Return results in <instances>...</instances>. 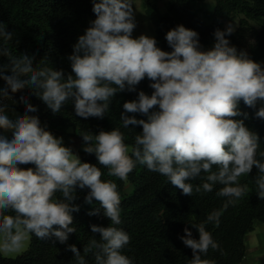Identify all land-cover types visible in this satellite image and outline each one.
<instances>
[{
    "label": "clouds",
    "instance_id": "clouds-1",
    "mask_svg": "<svg viewBox=\"0 0 264 264\" xmlns=\"http://www.w3.org/2000/svg\"><path fill=\"white\" fill-rule=\"evenodd\" d=\"M92 3L96 18L68 57L71 74L51 67L36 69L29 55L12 57L0 47V55L9 57V64H0V79L7 84L0 88V251H19L31 234L65 243L76 232L70 225L72 214L80 211L75 203L78 188L88 190L86 204L95 201L100 205L88 215H97L102 209L111 222L107 227L91 225L99 239L93 236L84 254L92 253L94 264H133L122 251L130 236L117 227L121 224L117 184L102 180L100 167L82 162L65 146L63 137L54 136L41 126L38 116L29 115L38 109L25 97H20L25 113L15 119L6 114L2 101L12 98L8 89L16 93L28 88L53 114L71 100L77 116L102 119L117 93L136 92L147 78L151 95L139 91L136 99L123 103L120 117L124 128H142L134 144H126L124 133L113 128L96 135L83 133V151L95 154L98 164L108 169L107 175L122 181L140 164L165 176L186 196L212 192L215 185H222L216 193L228 198L222 207L205 221L192 224L199 238H193L187 227L180 237L192 250L188 264H215L202 258L209 249L220 250L206 225L218 226L223 212L250 191L239 178L254 167L259 173L255 178L257 196L264 199V162L256 158L259 136L244 120L235 119L247 118L238 108L240 101L249 108L260 103L255 115L264 119V67L246 51L230 45L226 36L234 32L231 24L223 31L215 30V43L209 50L202 49L195 30L178 25L167 31L171 51H164L154 37H133L137 24L132 0ZM0 38L13 39L2 22ZM137 114L146 119H138ZM5 132H11V139ZM260 155L264 157V152ZM28 164L34 167H19ZM197 179L202 182L191 183ZM68 250L76 264H86L75 245Z\"/></svg>",
    "mask_w": 264,
    "mask_h": 264
},
{
    "label": "trees",
    "instance_id": "trees-1",
    "mask_svg": "<svg viewBox=\"0 0 264 264\" xmlns=\"http://www.w3.org/2000/svg\"><path fill=\"white\" fill-rule=\"evenodd\" d=\"M163 0H145L144 8L155 26L157 46L164 51H171L165 39L167 31L178 25L195 30L199 34L202 49L215 42L214 32L225 30L227 24L237 28L226 38L231 46L238 51H246L251 59L258 62L264 59V0H215L211 23H206L194 9V4L204 0H169V9L162 13L159 3ZM92 0H0V22L6 31L13 33V39L4 41L0 38V47L7 49L12 57L27 54L33 58V67H51L63 70L65 75L71 74V63L68 57L73 52V46L78 37L83 35L96 17L92 11ZM0 64H9V57L0 55ZM11 75L10 71L5 72ZM147 78L138 86L136 92H120L112 99L109 111L101 118L89 117L84 119L75 114L71 100L67 101L61 110L53 114L50 109L28 88L12 93L17 101L16 110L25 113V102L37 107L35 113L39 117L41 126L52 132L56 137H71L83 143L82 134L90 132L93 135L101 130L111 131L119 128L125 136V143L134 144V137L142 131L140 126L123 127L120 119L125 101L137 98L139 91L151 95L153 89L149 87ZM0 86L7 88L4 80L0 79ZM247 107L240 101L238 108L241 113H247L235 119L244 120L245 126L259 136V147L256 158L264 162L260 155L264 152V119L257 118L255 113L259 109ZM137 118L146 119L137 114ZM73 129V131H69ZM11 139V135L8 137ZM67 144V143H66ZM71 147V146H70ZM82 162L96 164L103 173L101 179L112 180L117 184L121 203V224L130 236V242L122 250L133 264H188L192 259V250L186 247L182 240L184 229L187 227L198 239L199 234L192 224H199L206 220L214 210H219L226 197L216 195L222 185H215L212 192L193 193L186 196L182 191L171 185L161 174L149 171L145 165L137 164L128 175L127 180L109 177L108 169L99 165L95 154H87L74 149ZM22 168L34 165H19ZM213 170L215 166H213ZM258 170L254 167L250 174L239 178L240 183L247 184L250 191L240 198L234 205H230L220 217L219 225L208 223L206 230L212 233L213 239L220 245V250L209 249L203 259H211L215 264H241L246 257V237L255 229L256 222L264 223V199L257 196L255 178ZM203 175V174H202ZM197 179L191 183L200 184ZM131 190H127V185ZM88 190L77 188L76 204L80 211L73 213L75 233L69 234L68 240L61 244L55 237L38 239L31 234L30 246L23 253L9 257L0 251V264H76L74 254L68 250L69 245H75L85 256L86 264H94L92 253L84 254L83 249L99 233H92L91 225L107 227L110 220L104 216L101 209L97 215H88L100 205L86 204L84 197ZM59 196V194H57ZM14 215V213H9ZM55 227V226H54Z\"/></svg>",
    "mask_w": 264,
    "mask_h": 264
},
{
    "label": "rangeland",
    "instance_id": "rangeland-1",
    "mask_svg": "<svg viewBox=\"0 0 264 264\" xmlns=\"http://www.w3.org/2000/svg\"><path fill=\"white\" fill-rule=\"evenodd\" d=\"M144 2H145L144 0H132L133 10H134V15H135V21H136V24H137V27L135 28V30L133 32V37L134 38L140 36L141 34H145V35H148L150 37H155L156 36L155 26H154L153 22L151 21V19L148 17V15L145 12V8H144V5H143ZM200 8H203V11H200ZM214 8H215V0H204L200 4H197V5L194 6V9L200 14V16L205 20L206 23H211ZM163 13H165V11H163ZM227 25H229V24H227ZM233 28L234 29L237 28V23L233 26ZM213 46H214V44H211V45L207 46L205 48V50H209ZM258 63H260L262 65V67H264V59L258 61ZM258 105L261 106L260 103H258ZM11 108H12V106H11ZM17 116H15V118ZM69 131H73V129H70ZM4 135H6L7 137L10 136V134H4ZM64 144H65V146H68V147L71 146L73 152H74V149L83 151V147L85 146L83 143L75 141L71 137H67L65 139V143ZM127 190L128 191L131 190V186L129 184L127 185ZM30 240H31V237L25 242L24 247H22L19 251L12 252V253H4V252H2L3 255L9 256V257H15V256L23 253L25 250H27L29 248Z\"/></svg>",
    "mask_w": 264,
    "mask_h": 264
},
{
    "label": "crops",
    "instance_id": "crops-1",
    "mask_svg": "<svg viewBox=\"0 0 264 264\" xmlns=\"http://www.w3.org/2000/svg\"><path fill=\"white\" fill-rule=\"evenodd\" d=\"M200 3L201 2H198L194 4V6ZM169 4H170L169 0H163L159 3V7L162 13L163 11H165V13L168 11ZM200 11H203V8H200ZM0 88H3V87L0 86ZM11 97L12 98L8 100L10 101V104L13 109L10 108L9 116L15 118V116L21 115V114L15 108L17 105V101L15 100L13 96ZM246 249H247V254L241 264H264V223L259 222V221L256 222L255 229L247 235Z\"/></svg>",
    "mask_w": 264,
    "mask_h": 264
},
{
    "label": "built area",
    "instance_id": "built-area-1",
    "mask_svg": "<svg viewBox=\"0 0 264 264\" xmlns=\"http://www.w3.org/2000/svg\"><path fill=\"white\" fill-rule=\"evenodd\" d=\"M2 103L4 105H6V114L9 116V110L11 108V104H10V101L8 99H3ZM10 117V116H9ZM11 119H15L13 117H10ZM2 131V130H0ZM4 134H10L11 135V132H5Z\"/></svg>",
    "mask_w": 264,
    "mask_h": 264
}]
</instances>
